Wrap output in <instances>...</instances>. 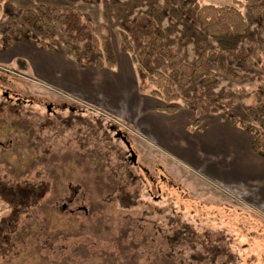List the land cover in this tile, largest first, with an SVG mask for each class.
Wrapping results in <instances>:
<instances>
[{"label": "rangeland", "instance_id": "rangeland-1", "mask_svg": "<svg viewBox=\"0 0 264 264\" xmlns=\"http://www.w3.org/2000/svg\"><path fill=\"white\" fill-rule=\"evenodd\" d=\"M234 1L246 19L245 33L209 37L179 0H6L20 9L39 4L78 9L90 19L96 37L110 38L117 66L96 69L97 56L88 48L80 49V62L66 56L63 44L71 38L55 27L46 33L26 25L36 42L49 44L52 50L26 37L17 39L24 22L8 16L5 9L0 13V264H264V215L243 205L219 183L186 170L116 114H105L75 92L31 77L32 64L23 58L36 48L49 53L53 66L60 55L70 58L77 77H88L89 72L101 73L102 78L136 77L119 34H128L136 63L146 67L141 44L125 23L148 16L162 31L164 45L186 64L194 63L201 46L245 51L253 65L237 67L240 82L217 73L202 92L217 99L230 94L237 103L227 108L228 113L253 124L252 111L264 107L260 18L251 15L244 0L198 3L220 7ZM83 68L86 75H81ZM45 74L58 85L76 80L65 73ZM196 82L176 87L189 99ZM79 83L84 86L85 81ZM138 95L147 103L157 100ZM256 95L261 96V105ZM143 98L133 91L125 100L134 105ZM160 105L157 102L156 109ZM177 105L181 114L173 124L174 133L185 119L192 132L199 126L194 125V110ZM167 146L177 158L191 156L197 164L186 148ZM2 186L16 190L19 200L15 202ZM19 205L17 225H10Z\"/></svg>", "mask_w": 264, "mask_h": 264}, {"label": "trees", "instance_id": "trees-1", "mask_svg": "<svg viewBox=\"0 0 264 264\" xmlns=\"http://www.w3.org/2000/svg\"><path fill=\"white\" fill-rule=\"evenodd\" d=\"M198 2L199 0H179V5L191 12L198 27L207 36H241L247 30L246 19L239 7H236L238 1H234L232 6L220 7L211 4L199 5ZM244 2L249 6L251 15L260 18L258 29L262 33L264 31V0H244ZM3 9L11 18H19L24 22L17 39L26 37L43 49L52 50L53 47L49 44L42 41L36 42L34 37L27 32L26 27L45 29L46 33L55 27L71 38L70 41L63 44L66 56L80 62V49L88 48L97 56L94 62L96 69L116 68L117 60L110 38L107 36L96 37L90 19L78 9L73 7L60 9L47 4L20 9L7 3L6 0H0V13ZM125 27L130 30L131 36L141 44L142 60L146 66L143 67L136 63L129 43V36L121 31L119 34L121 46L124 52L131 56L138 93L156 98L161 103L158 110L169 115L178 112L177 103H180L184 109L194 110L195 126L200 124V117L205 112L222 114L234 126L248 131L252 137L251 150L264 156V107H259L256 111L258 114L252 111L255 123L247 124L228 113L227 108L237 103L230 94L217 99L206 98L202 92L204 86L215 81L217 73L231 76L235 81L240 82L242 78L237 67L253 65V61L244 50L223 52L208 50L201 46L196 60L190 65L182 62L178 54L164 45L163 33L150 17L139 15L134 20L126 22ZM7 44L12 45L13 41L9 40ZM191 81H197L195 94L192 98H183L176 87V83L182 86ZM258 95L255 98L261 105L262 98ZM1 188L10 197L12 195L15 202L19 200L14 193L16 190L7 189L4 186ZM17 191L21 190L18 189ZM4 195L6 194L4 193ZM21 209L20 205L15 207L13 211L14 221L10 225L12 223L17 225V218L21 215Z\"/></svg>", "mask_w": 264, "mask_h": 264}, {"label": "crops", "instance_id": "crops-1", "mask_svg": "<svg viewBox=\"0 0 264 264\" xmlns=\"http://www.w3.org/2000/svg\"><path fill=\"white\" fill-rule=\"evenodd\" d=\"M48 56L49 53L36 48H31L30 53L23 56L32 64L29 65L31 77H37L59 89L75 92L105 114H116L126 125L138 131L141 138L168 153L186 170L197 173L208 181L219 183L230 193L238 195L244 202L243 205L264 215V156L251 150L252 137L248 131L234 126L226 117H220V114L205 112L200 117L199 126L192 132H189V124L185 119L181 120V126H175L179 131L175 134L173 124L177 122L176 118L181 111L169 115L156 109L159 101H144L138 95L136 77L102 78L101 73L92 72L88 73V77H77V68L69 61L70 58L60 55L59 63L53 66V59ZM82 71L81 75H86L84 68ZM45 73L50 76L58 74L60 77L65 73L76 80L58 85ZM81 81H85L84 86L80 85ZM133 91L137 98H143L134 101V105L125 100ZM169 143L186 148L196 158L197 164L192 162L191 156L189 159L177 158L168 152L164 147H168Z\"/></svg>", "mask_w": 264, "mask_h": 264}, {"label": "water", "instance_id": "water-1", "mask_svg": "<svg viewBox=\"0 0 264 264\" xmlns=\"http://www.w3.org/2000/svg\"><path fill=\"white\" fill-rule=\"evenodd\" d=\"M117 136H120V134H117ZM122 140L125 142L126 147L129 148L130 147L129 143L124 138H122ZM62 208L64 209L65 205Z\"/></svg>", "mask_w": 264, "mask_h": 264}, {"label": "flooded vegetation", "instance_id": "flooded-vegetation-1", "mask_svg": "<svg viewBox=\"0 0 264 264\" xmlns=\"http://www.w3.org/2000/svg\"><path fill=\"white\" fill-rule=\"evenodd\" d=\"M127 148H128V147H127ZM128 152H129V154L131 155V159L134 158V154H133L132 150L130 149V147L128 148Z\"/></svg>", "mask_w": 264, "mask_h": 264}]
</instances>
